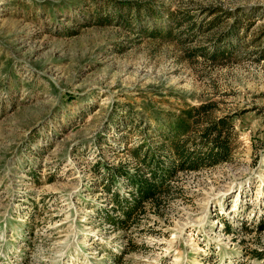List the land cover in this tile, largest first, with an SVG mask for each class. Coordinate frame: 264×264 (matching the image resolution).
I'll use <instances>...</instances> for the list:
<instances>
[{
  "label": "rangeland",
  "instance_id": "374dc122",
  "mask_svg": "<svg viewBox=\"0 0 264 264\" xmlns=\"http://www.w3.org/2000/svg\"><path fill=\"white\" fill-rule=\"evenodd\" d=\"M263 54L264 0H0V264H264L243 228L264 213ZM204 102L236 115L232 159L104 222L103 164Z\"/></svg>",
  "mask_w": 264,
  "mask_h": 264
},
{
  "label": "trees",
  "instance_id": "16d2710c",
  "mask_svg": "<svg viewBox=\"0 0 264 264\" xmlns=\"http://www.w3.org/2000/svg\"><path fill=\"white\" fill-rule=\"evenodd\" d=\"M222 53L217 52V57L222 58ZM260 57L264 58V54ZM235 116V113L215 115L212 102L187 104L164 114L159 120L161 143L157 148L145 142L132 148V168L127 163L103 164L107 174L101 179L102 186L110 199V207L103 212L104 222L118 230L136 226L147 204L161 207L179 172L198 171L230 161L237 137ZM117 180L123 181L127 194L115 188ZM243 224L250 231L264 232V213L250 225ZM226 231L231 232V228L228 226ZM253 255L262 259L264 250H254Z\"/></svg>",
  "mask_w": 264,
  "mask_h": 264
}]
</instances>
